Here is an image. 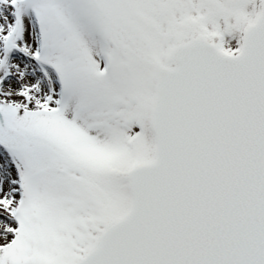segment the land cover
<instances>
[{"label":"snow or ice","instance_id":"6c2138e0","mask_svg":"<svg viewBox=\"0 0 264 264\" xmlns=\"http://www.w3.org/2000/svg\"><path fill=\"white\" fill-rule=\"evenodd\" d=\"M0 264H264V0H0Z\"/></svg>","mask_w":264,"mask_h":264}]
</instances>
